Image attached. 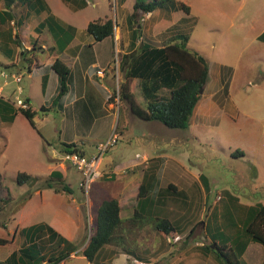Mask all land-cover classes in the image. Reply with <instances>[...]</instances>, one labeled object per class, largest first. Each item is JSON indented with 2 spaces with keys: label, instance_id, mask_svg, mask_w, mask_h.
Masks as SVG:
<instances>
[{
  "label": "rangeland",
  "instance_id": "rangeland-1",
  "mask_svg": "<svg viewBox=\"0 0 264 264\" xmlns=\"http://www.w3.org/2000/svg\"><path fill=\"white\" fill-rule=\"evenodd\" d=\"M42 1H45L50 8L48 11L55 15L54 23L63 28L61 42L69 40L75 31L76 43L82 45L78 53H81L83 64L86 56H89L86 53L93 51L90 42L94 40L86 31L89 22L109 18L115 23L118 41H126L128 37H131V31L126 28L127 32L122 37L123 40L120 39L118 28L120 25L124 28L128 27L125 18L131 13L134 0L124 2L122 0H85V7L81 5L84 8L80 7L75 11L72 6L61 0ZM178 2L190 7L188 15L180 9ZM164 7L153 14H139L141 32L138 35L143 38V41L147 40L153 45H164L168 43L169 38L178 33L187 35L188 50L200 53L210 64L215 63L223 67L227 75L228 87L223 97L222 108L210 120L207 119L210 124L204 127L192 124L183 131L170 130L158 123L166 137H158L155 141L145 137L147 128L143 121L126 122L127 129L121 130L123 121L128 118V111H124L126 107L123 106L120 107V111L117 112L111 124L114 128L108 126L110 123L107 125L101 122L102 114H98V121L92 123L96 110L84 112L82 115L89 117V122L85 121V124H82V117L77 111L79 103L67 105L64 109L52 108L49 114L53 121L37 123L39 132L34 129L30 133L25 125L18 121L9 139L5 140L0 135V172L3 175V185L12 197L0 212V239L8 240L7 233L17 230L21 231L40 224L50 225L57 208L67 209L69 204H72L81 205L85 216V238L82 244L88 242L93 232L96 210L102 198V193L94 194L93 192H105V188L109 189L113 184L105 185L96 181L91 184L86 196L79 186L81 176L79 171L69 163L61 161L60 163L67 165L63 173L65 179L60 182L57 178L51 177V170L60 171V167L57 166L59 162L49 160L52 157V149L46 142L50 145H59V137L66 141H76V137H79L78 145L83 146L89 153L95 144L107 141H101L105 134L107 136L108 133L124 131L118 143L105 153L101 162L102 166L107 163L118 167L128 166L132 160H139L142 150L152 142L155 149L165 151L168 158L165 160L167 168L175 165L174 171H171L172 174L181 170L185 175L186 186L190 185L188 186L190 191L182 193L185 198L175 194H162L165 199L158 204L155 211L157 215L171 222L178 223L186 219L187 224H180L182 230L179 234L182 237L173 241L156 230L155 232L150 221H143L141 230H133L134 240L129 239L127 233L122 240V245L126 248L134 250L136 254L146 259H152L147 260L151 264H155L154 259L157 261L160 255L170 252L180 255L181 250L186 249L189 257L201 252L200 248L210 243L205 227H211L212 223L222 228L226 227L223 229L225 232L230 231L229 223L236 219L229 218L228 223L221 216L223 211L226 212L229 209L233 211L232 200L225 195L226 192L230 193L233 199H237V205L245 208L264 206V42L257 39L264 32V0H166ZM0 8H3L1 0ZM27 12L31 14L32 11L23 7L17 12H10L11 20H6L3 25H0V65L6 61L3 52L5 47L12 48L13 54L16 51L19 59L22 58L19 55L21 48L16 47L20 44V40L17 36L15 43L11 39L12 29H18L23 25L25 36L29 31L34 32V28L42 18V16L25 15ZM47 29L46 26L43 29L39 28L41 40L44 39ZM111 45L112 39L107 38L95 48H98L100 53L103 50L105 54L108 49L112 50ZM113 50L110 66L99 63L97 70L104 73L111 69L113 79H116L119 75L118 64L121 55L115 53L117 49ZM97 70L90 68L88 72L92 75L95 86L100 88L104 80L96 76ZM20 74L23 79L20 87H23L26 93H32V105L37 118L41 120L46 115L39 108V103H42L44 99L41 90L42 81L37 75L29 79L26 72ZM120 77H122L121 74ZM138 87L139 85H136V88ZM10 88L12 89L13 86L11 85ZM10 88H8L9 91ZM8 90L3 92L4 97H8ZM207 95L208 93L205 92L201 100ZM82 102L83 100H80V103ZM79 123L83 126L76 128L75 124L79 125ZM59 132H62L61 136ZM89 145L92 147H88ZM175 161L183 168L175 164ZM154 163L156 164V161H148L149 165ZM144 166H147V163L134 167V170L141 174ZM19 173H30L31 180L27 185L26 183L22 186L18 184ZM168 173L166 172L165 176L169 175ZM200 175L207 178L210 192L203 193L196 190L197 177ZM175 177L174 174L169 176V179L172 180ZM48 183L53 186V189H61L66 185L71 192L55 195L52 190L47 189ZM36 191L44 192V194L39 195L35 193ZM31 194L29 200L28 196ZM136 196L137 191L134 193V197ZM240 209L237 210L239 213L237 217L243 222L246 216ZM127 210L123 206L124 220L131 219L128 218ZM245 211L247 213V209ZM238 218L236 221L240 223ZM238 225L241 226V224ZM137 232H139L138 236ZM15 246L16 244L8 245L6 250L14 251ZM2 249L0 247V251ZM204 256L206 264H218L213 256L208 254ZM242 260L245 264H264L261 253L255 250L251 260L250 254ZM85 262L75 260L69 264H85ZM160 264L165 263L163 261Z\"/></svg>",
  "mask_w": 264,
  "mask_h": 264
},
{
  "label": "crops",
  "instance_id": "crops-1",
  "mask_svg": "<svg viewBox=\"0 0 264 264\" xmlns=\"http://www.w3.org/2000/svg\"><path fill=\"white\" fill-rule=\"evenodd\" d=\"M26 0V3L20 4L18 2L10 3L9 8H7L6 0H1L3 8H0V12L8 10L9 12H17L18 9H22L23 7L29 8L30 12L25 13L35 16H42L40 22L37 23V26L39 23L46 20L49 16H52L54 20H56L55 15L48 11L50 8L46 4L45 1V8L44 10L41 9V6H37L36 8H32V5H28ZM62 1V0H61ZM125 0H122L124 2ZM34 2V1H33ZM32 2V3H33ZM135 2V0H134ZM37 2H34V4ZM67 3V2H65ZM68 5L72 6V9L75 11L76 9L84 8L79 4L76 3H67ZM134 4V3H133ZM19 5V7H18ZM133 6V5H132ZM18 7V9H17ZM79 7V8H77ZM155 10L154 12H156ZM48 12V13H47ZM149 13V14H153ZM130 14V13H129ZM128 14V15H129ZM127 15V16H128ZM126 16V18H127ZM125 18V22H126ZM126 25V24H125ZM34 28L33 31L28 32V36H24L23 32V25L21 27H18V29H12V36L11 39L14 40L15 43V35L17 34L18 39L20 40V44L16 45V47H20L21 51L20 54L22 58L19 59L18 54L15 51L12 50V48H6L3 50L6 61L2 62L3 68H5L9 73H14L17 75L21 72H26L27 77L30 79L32 76L37 75L38 78L42 81V95H43V102L39 103L41 107H45L49 110H47L45 113L46 115L39 120L37 118V115L33 118L34 121V128H32L28 121L22 116V114L17 113L18 109L12 106L10 103L15 100L17 97V87L18 85L13 82L12 80L9 81L7 86L4 88V92L8 90V88L13 86V88H10L8 97H4L0 100V135L5 138V140L9 139L10 136L13 134V131L16 129V124L18 121H21L27 131H33L37 129V123H43L45 122H51L53 121V118L50 116V112L52 111V108H58V109H64L67 105H75L78 104L77 111L80 113V116L82 117L81 123L85 124V121L89 122V117L86 115H82L84 112L90 110L92 112L93 110H96L95 116L92 117V123L98 121V114H102L101 116V122L104 124H109L108 126L110 128L112 127V122L115 119L117 112L120 111V106L118 102V98L114 97V91H116L118 87V83L122 82V77L120 75L116 76V79H113V75L111 74V69L109 72L105 71L100 76L98 72L100 70H97V66L99 63H104L107 66H110V56L114 54V48L115 53L118 55H123L125 53H128L134 49H138L141 42H147L153 47H161L162 45H153L149 41H143L142 37L140 36L134 43L133 46H131V40L132 36L128 37L126 41L123 40L122 37H124L125 32H127L126 28L127 26L120 25L119 29V36L121 40L116 39V26L114 28V34L112 39V50L108 49V52L104 54V51L101 50V53L99 52L97 45H100L103 41L100 42H90V44L93 46V51H88L86 53L89 56H86L85 63H82L81 60V53H78L82 47L81 44L76 43V37L73 34V36L66 41L61 42L60 35L58 37V34H60V31L53 25L51 30L48 28L45 33L44 39L41 40V34L38 32V27ZM43 29V28H42ZM41 30V29H40ZM264 33V32H263ZM262 33V34H263ZM261 34V35H262ZM260 35V36H261ZM260 36L257 37L258 40H260ZM125 39V38H124ZM141 40V41H140ZM189 42V41H188ZM264 42V41H262ZM188 45V44H187ZM24 49V50H22ZM62 50V51H61ZM22 52H25L26 56L22 55ZM196 52V51H193ZM198 53V52H197ZM85 54V55H86ZM200 54V53H199ZM43 57H42V56ZM104 56V57H103ZM59 60L61 63H63L68 69H69V77L67 81V91L66 93L61 97L60 102L56 104L55 107H52V103L56 96L58 95L59 91V82H58V76L57 74L52 70L51 65L55 60ZM207 60V59H206ZM208 63V81L205 84L201 94L200 98L194 108L193 114L189 121V127L190 125L194 124L196 126L204 127L206 124H210L208 120L214 116V114L219 111L223 106V97H225L227 93V87H228V81H227V75L223 71V67L217 66L215 63L210 64ZM1 64V66H2ZM5 66V67H4ZM8 67V68H6ZM96 68V76L104 80V84L100 86V88H97L93 82L92 75L88 72L89 69ZM24 70V71H22ZM23 74V73H22ZM23 82V79L21 80L20 84ZM136 85H138V80L134 79L133 81V91L135 94V98L141 106L144 105V100L141 96V93L139 91V87L136 88ZM22 93L21 97L27 101L28 106L32 111L35 112V109L33 107L32 103V93L28 92L26 93V90L21 87ZM28 90H30L28 88ZM207 92L208 95L201 100V96ZM159 95L161 97H168L169 91L166 89H163L160 91ZM217 98V99H216ZM10 101V103L6 101ZM80 100H83L82 103H80ZM216 100V101H215ZM63 101V102H61ZM2 103L9 104L10 108H7L3 106ZM124 111H127L126 109ZM222 112V110L220 111ZM36 113V112H35ZM128 118L123 121V127L121 130H126L127 127H125V123L133 122L135 123L138 120V118L134 117L129 111H128ZM12 118V119H11ZM10 119V121H7ZM208 119V120H207ZM129 120V121H128ZM101 123V124H102ZM146 125V131H147V137L149 140H154L156 138H165V133L162 131L161 126L157 122H144ZM79 123L75 124L76 128H81L83 125ZM188 127V128H189ZM187 128V129H188ZM183 131V130H182ZM39 132V131H38ZM124 131H119V133H114L117 136V143L119 140V137L122 136ZM31 133V132H30ZM113 133V132H112ZM112 133H108V135L103 137L101 141L108 140ZM60 136L62 135V132H59ZM177 137V135H174ZM195 139H198V137L194 136ZM79 137H76V141H66L61 139V143H77V140ZM183 139V137H182ZM181 139V143L183 140ZM80 140V139H79ZM116 143V144H117ZM49 148H51L52 157H50V161L52 162H59L57 166L60 167V171L57 170H51V177L57 178L60 182H62L63 179H65V176L63 173L66 170L67 165L64 163H60V144L59 145H50L48 142H46ZM78 144V143H77ZM86 144H84L85 146ZM99 144H95L93 146V149L90 150L89 153L85 150L83 146H80L81 149L87 154L92 155L96 153V148ZM88 147H92L89 145ZM165 151L163 149H155L153 143L151 142L146 149L142 150L141 157L139 160H132L129 165L118 167L114 164H104L102 166V158L100 162V170L104 173V176L97 181L100 183H104L105 185L107 183H111V188L106 189L105 192L97 191L94 194H101L102 198L101 201L104 200H110V199H116L119 202L120 205V217L122 218V212H123V206L128 209V218H132L131 215L135 211V209H138L140 207V204L138 203V191L141 186H144L148 188L145 190L148 195L143 199V207L144 214L149 212L152 209V212L154 215H156V209L158 204L161 203L165 198H163L162 194H166V192H171L173 194V190L170 191L168 189L169 186H171L177 193H184V191H188V186H186L185 175L181 172L173 173L171 171H174L173 167L175 165L168 167L165 165V160H167V156L164 153ZM1 159V157H0ZM1 161V160H0ZM148 161H156V164H148ZM163 162V164L161 163ZM144 163H147V166H144V168L141 170V174L138 173V171L134 170V167H139L144 165ZM175 164L180 165L177 161H175ZM6 165V164H5ZM66 165V166H65ZM4 166V165H3ZM182 167V165H180ZM50 168V167H49ZM183 168V167H182ZM30 172V171H29ZM170 172L169 175L165 176V173ZM178 173V174H177ZM2 176V183H3V175L0 172ZM26 174V173H24ZM30 174V173H29ZM29 174H26L30 177ZM175 174V178L170 180L169 176H172ZM55 176V177H54ZM205 178V181L201 179V177ZM183 177V180H182ZM31 180V177H30ZM28 180L26 182V185L30 181ZM197 191L200 192H210L208 189V180L204 175H200L197 177ZM81 182V176L79 179V186ZM194 183V182H193ZM25 184V183H24ZM23 184V185H24ZM22 186V185H20ZM66 186V185H65ZM69 192H71V189L66 186ZM178 188V189H177ZM49 190H52L55 195L66 193L63 192V190H59L58 193L54 191L52 188H47ZM137 191V196L134 197V193ZM190 191V190H189ZM35 193L42 195L44 192L36 191ZM10 194V193H9ZM31 195L28 196V199H31ZM182 198H185V196H181ZM12 199V197H11ZM25 202V201H24ZM99 203V204H100ZM25 204V203H24ZM99 206V205H98ZM98 208V207H97ZM149 209V210H146ZM130 211H132L130 213ZM123 219V218H122ZM124 220V219H123ZM171 222V221H170ZM174 225H177L179 230H182V227L180 224H187L188 221L186 219L180 220V222H171ZM50 226L54 230V234L50 233H42V234H24L21 231H16L12 233H7V236L9 239L7 240V243L0 245L3 249L0 251V264H30L29 258H26L22 253L21 250H28V248L31 249V254H38L37 256L41 258L42 262H34L33 264H46L47 260L50 257L59 256L63 253H68V257L61 261L59 264H69L71 261L79 260V261H86L85 264H151L148 261L152 259H146L140 254H134L131 253L130 250L125 249L122 244H106L101 247V249L96 254L94 260L92 262H89L83 255V249L85 247V244L83 243V240L85 238L84 234V228H85V216L81 209V205H72L69 204L67 209H61L57 208L54 212L51 221ZM206 230V227H205ZM155 231V229H154ZM156 232V231H155ZM126 233L129 239L134 240L135 233L133 232H125L120 233L119 237H122L125 239ZM229 235V231L226 232ZM139 235V232H137V236ZM182 237L181 234L178 233L175 240H179ZM168 238V237H167ZM5 240V238H3ZM127 239V237H126ZM174 239H172L174 241ZM16 244L14 251H7L6 248L8 245ZM257 251L259 254L261 253L263 259H264V250L260 244L255 243L253 241L247 242V247L242 255V258L247 257L248 254H250V260L251 255L253 252ZM182 253L179 254H172L173 252L166 253L164 255H160L156 259H154L155 264H160L164 261L165 264H206L205 263V256L201 250V252H197L193 257H189L188 251L181 250ZM180 251V252H181ZM213 256V255H211ZM167 258V259H166ZM213 258L217 261L218 264H224L222 260H218L215 256ZM148 260V261H147ZM126 262V263H125Z\"/></svg>",
  "mask_w": 264,
  "mask_h": 264
},
{
  "label": "trees",
  "instance_id": "trees-1",
  "mask_svg": "<svg viewBox=\"0 0 264 264\" xmlns=\"http://www.w3.org/2000/svg\"><path fill=\"white\" fill-rule=\"evenodd\" d=\"M37 2L34 4V2ZM63 2H74L85 6V0H62ZM166 0H135L131 13L127 16L126 22L131 31V46L140 37L141 28L139 26V14H149L155 10L164 9ZM7 8L10 3L18 2L26 3V0H6ZM28 5L32 8L41 6L44 10L45 4L42 0H29ZM33 2V3H32ZM178 6L185 14H189L190 7L184 3L178 2ZM12 14L6 10L0 12V25H3L7 20H11ZM55 26L62 35L63 28L54 23L52 16L38 24V28L45 26L51 30ZM115 23L109 18L100 19L89 22L86 26L87 33L94 41L100 42L107 38H112L114 34ZM17 34L15 35V37ZM260 40L264 41V33L260 36ZM168 43L161 47H153L149 43L141 42L138 49H134L120 56L118 64L119 75H122V82L118 83L117 90L114 91V97L118 98L119 106L126 107L134 117L143 122H157L170 130H186L189 127V121L193 114L194 108L200 98L201 90L208 81V63L204 56L197 52L188 50L187 44L189 37L185 34H175L168 39ZM62 51V50H61ZM25 52H22L24 55ZM1 66V65H0ZM3 67V66H2ZM5 67V66H4ZM8 68V67H6ZM52 70L58 76L59 91L58 95L52 103L55 107L60 102L61 97L67 91V81L69 77V69L58 59L51 65ZM138 80L139 91L144 100V105L138 104L133 91V81ZM166 89L169 91L168 97H161L160 91ZM1 100V98H0ZM26 101V100H25ZM7 102V101H6ZM27 102V101H26ZM3 106L10 108L9 104L2 103ZM47 108L41 107V112H46ZM17 113L28 121L29 125L34 128L33 118L36 113L29 107L27 110H18ZM12 119V118H11ZM7 121H10L8 119ZM60 153H77L80 156L87 155L81 147L76 143H61ZM241 156V155H240ZM201 179L205 181L202 176ZM30 180V177L24 173L17 175V182L22 185ZM48 188H52L51 184H47ZM148 188L141 186L138 191V203L140 207L135 209L132 218L123 220L120 217V205L116 199L102 201L97 210L95 224L92 229V234L85 245L82 255L92 262L101 249L106 244H122L120 233L133 232L140 229L144 224L143 221H150L154 229L164 237L171 239L176 238L179 233L177 225L172 224L168 219L153 214L152 209L144 214L143 199L146 197ZM168 189L173 190L175 196H184L182 193H177L171 186ZM59 190L70 193L64 185L61 189L54 188L56 193ZM166 194H172L166 192ZM232 200L231 209L222 212L224 221L230 222V219H236L239 214L237 210L244 211L246 216L245 221L238 223L236 220L230 222L229 235L223 230L226 227H220L218 224H213L211 227L206 226V232L210 243L200 248L204 254L213 255L217 259H222L225 264H245L242 260V255L247 247L248 241H253L262 246L264 250V206L257 205L254 207H243L237 205V199H233L230 193H225ZM11 199L9 190L2 183L0 174V212ZM230 206V208H231ZM247 209V213L245 211ZM149 210V209H146ZM230 218V219H229ZM238 224H241L239 226ZM193 231V230H192ZM24 234H54V230L44 224L32 226L22 229ZM7 243V240L0 239V245ZM125 249H128L124 246ZM130 250L134 253V250ZM21 253L29 258L30 264L34 262H42L38 254H31V249L21 250ZM68 257V253H63L59 256L50 257L46 264H59Z\"/></svg>",
  "mask_w": 264,
  "mask_h": 264
},
{
  "label": "built area",
  "instance_id": "built-area-1",
  "mask_svg": "<svg viewBox=\"0 0 264 264\" xmlns=\"http://www.w3.org/2000/svg\"><path fill=\"white\" fill-rule=\"evenodd\" d=\"M102 71H99L98 74L102 75ZM100 75V76H101ZM12 80L15 82L17 87V97L13 100L12 103L7 100L12 106L18 110H27L29 109L28 103L21 97L22 89L19 86V83L22 80L20 75L9 73L5 68L0 66V98H3L4 88L7 86L9 81ZM117 143V136L112 134L110 138L100 143L96 148V153L84 157L80 156L77 153H60L59 158L61 162L69 163L79 171L81 174L80 188L83 192L88 195L90 191L91 184L98 181L104 176V173L100 170L101 158L107 151Z\"/></svg>",
  "mask_w": 264,
  "mask_h": 264
},
{
  "label": "water",
  "instance_id": "water-1",
  "mask_svg": "<svg viewBox=\"0 0 264 264\" xmlns=\"http://www.w3.org/2000/svg\"><path fill=\"white\" fill-rule=\"evenodd\" d=\"M201 92H202V90H201Z\"/></svg>",
  "mask_w": 264,
  "mask_h": 264
}]
</instances>
